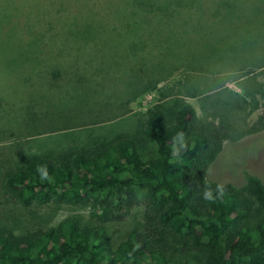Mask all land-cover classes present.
Segmentation results:
<instances>
[{
  "label": "trees",
  "instance_id": "1",
  "mask_svg": "<svg viewBox=\"0 0 264 264\" xmlns=\"http://www.w3.org/2000/svg\"><path fill=\"white\" fill-rule=\"evenodd\" d=\"M37 1L40 5L45 3ZM46 1L50 5L54 2ZM80 1L87 4L96 0ZM100 1L95 5H100ZM132 2L146 7L132 16V20L134 17L135 23L142 21V28L145 22L160 28L162 33L158 40L164 41L168 16H172L176 8V3L169 8L174 0ZM210 2L208 9L206 6ZM32 3L30 1L28 6L21 1L13 8H5L8 13L0 12L3 82L8 86L12 83L9 78L20 79L21 86L30 87L29 99L34 85L40 82L31 81L38 78L56 83L60 80L68 71L63 59L68 55L72 57L74 47L89 44L97 33L95 29H99L98 23H106L107 16L116 10L120 1L112 0V8L106 12L103 9V17L95 11H87L85 16L72 23L58 15L62 6H55V11L49 9L48 18L43 20L49 25L55 20L60 26H48L42 32L28 28L29 24L39 22L38 16L46 15L40 6L30 7ZM198 3L202 12L190 17L193 22L200 23L202 18H207L213 25L217 20L229 26L247 21L245 12L237 10L233 0H198ZM31 14H34L32 18ZM27 16L30 20L26 19ZM159 23L167 28L160 27ZM119 24L122 28L126 26L122 21ZM25 27L29 37H23ZM141 31L137 35L140 37L147 32L144 45L149 47L154 43L155 33ZM46 33L49 35L44 42L42 38ZM138 36L135 35V41ZM62 43L66 47L62 49L64 54L51 49V46L55 48ZM263 45H259L263 57L259 62L229 66L224 64L227 58H219L218 62L225 68L200 71L202 78L208 77L214 82L205 89L224 88V81L229 76L219 75L222 72L240 74L251 67L264 68ZM46 48L49 55L41 60L42 54L38 52ZM173 68L165 71L163 76L151 79L137 95L129 97L123 104L146 90L154 89L160 81L182 67ZM182 69V81H190L188 72L193 70ZM25 72L30 74L22 77ZM71 73L74 74L72 81H77L78 72L73 69ZM3 82H0L1 86ZM125 105L109 117L92 121L105 122L123 115L128 110ZM174 107L168 112L154 105L144 114L143 137L155 144V155L151 158L140 156L137 141L132 137L116 135L107 140H93L88 147L67 148V154L61 157L50 154L32 156L20 166L6 171L2 175L3 185L23 208L32 204H61L85 206L88 211L86 215L70 213L55 224L17 233L0 228V264H173L176 257L186 258L188 255L197 258L200 264H264L262 185L256 178L248 179L247 191L258 207V212L251 216H248L250 207L239 192L223 186L224 195L220 197L218 184L207 180L205 172L223 141L229 137V129L222 122L198 120L193 107L183 100ZM254 123L264 128V101ZM45 128L44 131L59 129Z\"/></svg>",
  "mask_w": 264,
  "mask_h": 264
},
{
  "label": "rangeland",
  "instance_id": "2",
  "mask_svg": "<svg viewBox=\"0 0 264 264\" xmlns=\"http://www.w3.org/2000/svg\"><path fill=\"white\" fill-rule=\"evenodd\" d=\"M21 1L28 6L33 1L30 7L45 9L46 15L41 14L39 22L28 27L38 32L48 26H60L55 20L50 25L43 20L48 18L49 9L55 11V6H62L57 13L70 23L80 20L87 11H95L103 17V9L106 12L112 8V0L88 1L87 4L80 0H54L52 5L46 0H41V3L45 1L43 5L37 0H25L27 3L24 0H0V12L8 13L5 8H13ZM98 1L100 5H95ZM119 1L116 10L107 16L108 21L98 23L99 29H95L97 33L89 44L74 47L73 52L70 51L72 57L68 55L63 59L62 63L67 65L68 71L60 80L56 83L43 82L38 78L31 81H40L30 92L31 99L28 96L30 87L21 86L18 78H9L12 83L6 86V81V84L3 82L5 73L0 72V82L4 84L0 85V99L3 98L0 100V228L17 233L44 224H55L70 213L86 215L88 211V207L81 205L32 204L27 208L21 207L3 185L2 175L10 168L20 166L32 156L50 154L61 157L67 154V148L88 147L93 140H107L116 135L132 137L137 141L140 156L151 158L155 155V144L142 134L146 110L159 105L171 112L175 109L174 105L182 100L193 107L198 120L222 122L229 129V137L208 165L205 178L239 192L250 207L248 216L258 212L247 185L249 178H256L264 189V128L254 123L264 101V68L251 67L240 74L222 72L219 75L229 76L224 81V88L210 91L205 88L214 82L211 78H202L200 71H216L225 68V65L256 63L263 59L259 45L264 43V0H233L235 8L245 12L247 21L241 20L229 26L217 20L213 25L207 18H202L200 23L193 22L191 18L195 13L202 12L198 0H174L169 8L176 3L175 12L168 16V32L162 42L158 40L162 33L160 28L146 22L142 28V21L135 23L134 17L132 20V16L145 10V5L132 0ZM99 6L100 10L87 9ZM210 6L211 2L206 7L209 9ZM31 15L30 18L34 16ZM120 21L126 25L124 28L120 27ZM159 26L167 28L160 23ZM26 29L23 37H29ZM142 29L155 33L150 48L144 45L147 32L138 36ZM49 34L42 38L44 42ZM135 35L138 36L136 41ZM51 47L61 54L66 49L63 43ZM38 53L42 54L41 60L49 55L47 48ZM219 58H227L228 61L225 65L220 64ZM171 67L191 68L193 71L188 72L191 80L182 81L183 69L179 68L154 89L146 90L123 104L129 97L137 95L151 79L163 76ZM73 69L78 72L77 81H72ZM29 74L25 72L22 77ZM233 75L237 76L234 80L231 78ZM33 97L35 100H32ZM124 105L128 109L125 114L110 121H92L109 117L122 110ZM49 126L59 129L44 131ZM173 264L200 262L188 255L186 258L176 257Z\"/></svg>",
  "mask_w": 264,
  "mask_h": 264
},
{
  "label": "clouds",
  "instance_id": "3",
  "mask_svg": "<svg viewBox=\"0 0 264 264\" xmlns=\"http://www.w3.org/2000/svg\"><path fill=\"white\" fill-rule=\"evenodd\" d=\"M217 189L219 191V196L222 197L224 195V187L222 185H217ZM208 199H212V197L208 196Z\"/></svg>",
  "mask_w": 264,
  "mask_h": 264
}]
</instances>
